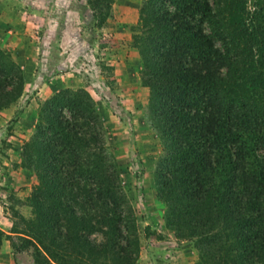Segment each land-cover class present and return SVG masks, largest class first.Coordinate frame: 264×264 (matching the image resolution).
Segmentation results:
<instances>
[{
    "label": "trees",
    "instance_id": "obj_1",
    "mask_svg": "<svg viewBox=\"0 0 264 264\" xmlns=\"http://www.w3.org/2000/svg\"><path fill=\"white\" fill-rule=\"evenodd\" d=\"M112 3L88 6L107 16ZM139 19L134 43L164 153L157 191L166 228L193 240L199 264H264V10L260 23L246 0H144ZM23 84L0 51V109ZM36 128L22 163L39 170L42 186L29 199L38 220L19 216L11 233L33 241L42 264H135L136 219L90 94L57 93Z\"/></svg>",
    "mask_w": 264,
    "mask_h": 264
},
{
    "label": "rangeland",
    "instance_id": "obj_2",
    "mask_svg": "<svg viewBox=\"0 0 264 264\" xmlns=\"http://www.w3.org/2000/svg\"><path fill=\"white\" fill-rule=\"evenodd\" d=\"M90 1L0 0V51L24 80L19 98L0 109V264H42L33 241L11 233L19 216L38 220L29 199L42 184L39 170L23 166V147L36 136L42 105L62 90L78 89L95 102L133 209L140 243L135 264H199L193 240L166 228L157 191L164 153L149 123V90L140 80L134 43L144 0H113L107 16L92 11ZM246 7L261 23L264 0H246ZM73 209L83 211L75 201ZM58 233L64 230H55L54 238Z\"/></svg>",
    "mask_w": 264,
    "mask_h": 264
}]
</instances>
